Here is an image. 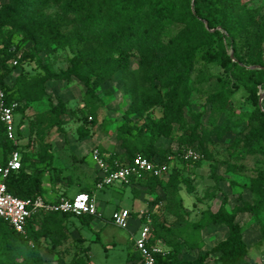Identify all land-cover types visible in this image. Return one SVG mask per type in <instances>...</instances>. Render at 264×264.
<instances>
[{"label":"trees","instance_id":"1","mask_svg":"<svg viewBox=\"0 0 264 264\" xmlns=\"http://www.w3.org/2000/svg\"><path fill=\"white\" fill-rule=\"evenodd\" d=\"M51 8L57 11L49 13ZM172 26L179 29L167 36ZM261 26L255 11L244 0H8L0 7V82L6 102L18 104L15 117L23 116L33 104L47 102V109L30 123L40 133L35 158L39 167L24 153V144L13 145L7 140L0 122V166L5 165L13 151L21 154L20 169L3 180L8 192L23 200L42 197V177L56 170L46 139L53 130L62 133L67 118L77 116L66 103L50 101L46 87L49 81L81 86L82 102L89 109L92 121L95 106L100 104L97 91L117 73L122 75L131 102L116 128L115 139L120 151L108 152L109 165L114 162L129 165L137 155L155 163H165L171 157L183 166L199 165L204 158H212L206 144L212 138L221 140L244 120L251 125V132L242 149L264 157V96L259 106L260 92H264V63L256 35ZM251 35L256 38L254 41ZM59 50L70 54L65 69L54 70L50 62H41V56L47 58ZM198 59L217 66L222 76L216 78L215 89L206 99L208 109L192 113L194 124L188 130L187 99L182 89L195 74ZM132 60H136L135 69H131ZM28 63L37 64L42 75H28L22 69ZM14 70L18 73L8 85L6 79ZM238 89L246 92L248 106L235 112L231 97ZM155 110L160 112L158 117L153 114ZM202 116H206L203 125ZM15 123L20 140L24 130L22 121ZM174 129L180 132L175 151L155 147L159 139L171 138ZM239 143L233 145V150ZM187 149L195 150L201 158L183 159L182 153ZM181 177L172 166L165 179L142 173L133 177L129 186L143 185L150 191L161 188L169 203L168 213L185 222L190 211L175 199ZM186 180L183 177L182 181ZM251 190V202L239 198V205L230 210L221 208L209 215L211 224L227 230L226 238L210 251L189 262L179 258L180 243L167 242L169 254L165 258L157 257V263L206 264L214 254L216 264H251L246 258L247 247L238 218L249 215L261 226L264 235L260 218L264 214V169L252 181ZM82 192L89 195L85 190ZM152 204L147 213H131V216L138 215L141 223H145L151 216L149 212L161 205L157 198ZM70 218H75L81 227L89 228L95 217L58 213L33 216L27 221L24 234L15 232L7 221L0 219V264H43L41 239L56 248L67 238L65 224ZM155 224L149 223L148 245L160 239ZM191 227L196 231L201 229L197 223ZM131 247L130 258L136 255L139 259L133 242ZM81 256L74 257L72 263L85 264Z\"/></svg>","mask_w":264,"mask_h":264},{"label":"rangeland","instance_id":"2","mask_svg":"<svg viewBox=\"0 0 264 264\" xmlns=\"http://www.w3.org/2000/svg\"><path fill=\"white\" fill-rule=\"evenodd\" d=\"M249 9L256 13V17L262 25L257 31V40L261 44V58L264 63V0H244ZM8 3V0H0V7ZM57 10L51 8L49 13H55ZM179 26H172L168 29L167 36H172ZM250 39H256L253 35ZM70 56L66 50H59L49 57L41 56V62H50L54 70L65 69L66 59ZM136 60L131 61V69L136 68ZM30 76L42 75V70L35 63H28L22 68ZM18 71H12L7 77L6 83L10 85ZM222 76L217 66L211 63H205L197 60L195 64V74L192 76L187 86L182 90L187 99L186 122L188 130L192 129L194 121L192 113L198 114L208 109L206 103L207 97L214 91L216 78ZM47 95L53 104L62 101L66 103L69 110L76 113V118H67V123L63 127L62 133L51 131L46 141L52 148H60L69 155L68 164L76 161L81 164H87L86 168L92 172L93 164L92 149L98 151H120L119 144L116 142V128L122 123V116L128 108L131 98L125 92L124 79L120 73H117L112 79L104 84L98 91L97 97L100 104L95 106V116L92 121L89 109L84 107L83 88L76 83L66 84L61 81H49L46 84ZM261 97L264 92H260ZM247 94L243 89H238L231 97L232 110L238 112L240 108H246ZM47 109V102L44 100L41 104H33L23 116L18 115L15 121H22L23 138L18 139L20 144L25 145L24 153L32 158L33 165L39 167L35 162L38 153L40 133L38 129L31 128L30 123L35 121L38 113ZM156 117L160 115L158 110L153 113ZM86 118V120H84ZM206 116H202L200 122L205 124ZM199 130H196V133ZM251 132V125L244 120L239 128H233L221 140L212 138L206 144L211 152L210 159L204 158L199 165H181L172 162L171 167L177 168L178 176L182 177L175 199L180 200L182 207L190 211L185 222L179 221L171 213H168L166 207H169L165 193L161 188L150 191L143 185H128L119 189L117 186L105 188L97 193V205L101 209L103 218H95L89 228L81 227L75 218H71L65 224V240H62L56 248L41 239L40 253L43 258V264H73L72 259L81 256L85 264H139L136 255L130 258L133 249L131 234L133 227L131 219L127 229H119L111 223V214L114 208V201L109 202L110 197L117 198L119 202L129 205V202H135V208L142 210L141 214L147 213L152 209V203L155 198L161 205L153 208L150 223L154 222L155 232L159 235V244L167 248V242H178L181 245V254L179 258L185 261H195L197 257L211 250L216 244L224 240L227 236V230L222 226L213 225L209 222V215L218 212L221 208L230 210L235 205H239V198L248 202L253 200L251 183L256 175L264 169V157L260 154H250L247 149H242L247 136ZM180 132L176 129L172 132L169 139H159L155 147L165 149L167 147L175 151L177 149V138ZM240 142L236 150L233 145ZM71 170V169H70ZM214 171V173H213ZM214 174V175H213ZM63 175L61 171L54 174L55 178ZM53 176V175H52ZM93 176V175H91ZM69 172L64 174L62 193L65 197L70 185ZM187 177L186 181H182ZM221 179L216 181L214 178ZM72 191H70L71 193ZM109 199V200H108ZM107 200L108 202H103ZM130 215V214H129ZM139 215V214H138ZM41 218V217H40ZM131 218V216H130ZM261 222L264 225V214L261 215ZM183 219V218H182ZM239 221L242 231V239L247 247V260L251 264H264V235L261 226L253 222L249 215H240ZM70 223V224H69ZM200 224L201 229L193 230L192 224ZM138 233L135 234V237ZM80 238V239H79ZM98 238V241L96 239ZM88 247V250H85ZM84 253V254H83ZM130 259H129V258ZM217 256L211 254L208 257V263L216 264L213 259Z\"/></svg>","mask_w":264,"mask_h":264},{"label":"built area","instance_id":"3","mask_svg":"<svg viewBox=\"0 0 264 264\" xmlns=\"http://www.w3.org/2000/svg\"><path fill=\"white\" fill-rule=\"evenodd\" d=\"M17 107L18 104L15 102H6V94L0 82V122L4 126L7 140L13 145L19 143L15 123ZM89 120H91L90 117ZM91 157L99 172L95 184V188L98 190L114 185L127 186L133 177H139L142 173L165 179L173 162L171 157L165 163H155L137 155L129 165L120 166L117 162L109 165L110 153L101 154L95 148L91 151ZM182 157L185 160L197 161L201 155L193 149H187L183 151ZM20 167L21 154L18 151H13L5 165L0 166V219L7 221L15 232L24 234L26 223L33 216L50 213L99 216L95 201L84 192L77 193L69 199L61 198L56 202H45L40 197L23 200L11 194L3 180L11 173L18 171ZM110 220L115 227L127 229L130 220L129 211L125 209L116 210L112 213ZM149 223L150 219L147 218L146 222L141 225L138 235L133 239L134 250L139 256L140 264H158L157 257L165 258L169 254L168 250L160 245H148Z\"/></svg>","mask_w":264,"mask_h":264},{"label":"crops","instance_id":"4","mask_svg":"<svg viewBox=\"0 0 264 264\" xmlns=\"http://www.w3.org/2000/svg\"><path fill=\"white\" fill-rule=\"evenodd\" d=\"M106 152L108 153L109 151H106ZM50 153L52 154V157H53L52 166L56 170H53L50 173H46L42 177L43 195L40 198L43 199L45 202H56L61 198H66V199L72 198L77 193H80V192L85 190L86 192L89 193L90 197L95 201L96 206L98 208L99 216L95 217V218H103L102 213H101L102 211L99 208V206L97 205L96 199H97V193L102 192L105 188L102 190H98L95 188V184H96V181H97L98 176H99V172L97 171L96 165L93 164V168L91 170H92V172H94V174H91L90 169L86 168L87 164H85V163L81 164V163L75 161L71 165V168H70L69 167L70 163L68 164L69 155L63 149L52 148V149H50ZM59 171H61V173L63 175H60V177L55 178L54 174L59 172ZM68 172L71 176L68 179L69 180L68 182L70 183V185L67 188L69 190L66 192L65 197H64L63 193L61 191V189H62L61 183L63 182L62 178H63L64 174H67ZM91 175H93V176H91ZM117 187L119 189L123 188V186H119V185ZM70 191H72V192L70 193ZM111 201L112 202L114 201V203H115L114 208L112 210V213L114 211L120 210V209L128 210L130 216H131V213H137L139 215H140V213H142V210H138L135 208V205H136L135 202H140L138 200L134 201V202L133 201L129 202V205H126V204H123L122 202H119L117 198H114L113 196H111L109 202H111ZM103 202L107 203L108 201L104 200ZM130 219H131V226L133 227V230L131 232V234L133 235L131 242H133V239L135 238V234L138 233L141 225L144 223H141L138 215L136 217L131 216ZM70 220L75 221V220L70 218V219H67L66 222H70ZM92 222L90 223V225L92 224ZM155 244L160 245L159 241H157ZM139 264H140V260H139Z\"/></svg>","mask_w":264,"mask_h":264},{"label":"water","instance_id":"5","mask_svg":"<svg viewBox=\"0 0 264 264\" xmlns=\"http://www.w3.org/2000/svg\"><path fill=\"white\" fill-rule=\"evenodd\" d=\"M261 98H262V97L260 96V99H259V106H260V101H261Z\"/></svg>","mask_w":264,"mask_h":264}]
</instances>
